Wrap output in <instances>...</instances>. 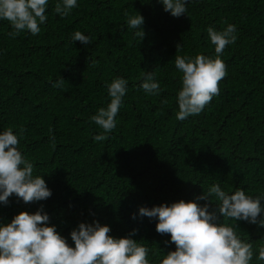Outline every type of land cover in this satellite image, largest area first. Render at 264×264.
I'll return each mask as SVG.
<instances>
[{
    "label": "trees",
    "instance_id": "16d2710c",
    "mask_svg": "<svg viewBox=\"0 0 264 264\" xmlns=\"http://www.w3.org/2000/svg\"><path fill=\"white\" fill-rule=\"evenodd\" d=\"M55 3L49 0L47 21L35 36L13 38L8 21H0V131L24 130L19 148L52 192L28 204L10 196L0 205V221L43 207L70 245L80 222L108 225L117 238L136 229L133 238L159 264L175 246L155 231L154 218H131L140 206L187 202L214 183L229 193L264 192V0H190L180 17L158 0H78L64 18ZM125 13L144 17L142 40ZM227 24L236 26L237 40L221 56L227 75L220 94L200 114L177 120L182 74L175 56L215 57L206 29ZM76 31L92 43L72 42ZM147 72L155 74L159 96L140 88ZM60 77L62 87L54 88ZM115 77L128 81L117 125L94 142L101 129L90 117L110 102L105 85ZM215 208L209 204V211ZM236 231L253 245L251 264H264L255 257L264 228L237 221Z\"/></svg>",
    "mask_w": 264,
    "mask_h": 264
},
{
    "label": "clouds",
    "instance_id": "9594fccd",
    "mask_svg": "<svg viewBox=\"0 0 264 264\" xmlns=\"http://www.w3.org/2000/svg\"><path fill=\"white\" fill-rule=\"evenodd\" d=\"M189 2L158 0L163 10L173 17L187 15L186 4ZM48 5L49 0H0V21H8L13 29L9 35L13 38L21 32L35 36L41 31L40 25L47 21ZM77 6L78 0H56L54 11L64 18ZM125 16L128 28L135 30V35L142 40L144 17L139 13H125ZM206 32L214 46L215 57L202 54L175 56V68L182 74L175 97L179 121L200 114L213 97L220 94L219 82L227 75L221 56L227 46L236 42L237 28L227 24L220 31L208 27ZM71 40L82 45L92 43L91 37L80 31L74 32ZM63 83L60 77L52 86L62 87ZM127 85L128 81L123 77L106 82L110 102L90 117L101 129L93 137L94 142L106 140L107 134L116 127V116L123 105ZM140 88L148 96H159L162 91L153 72L144 74ZM23 131L21 128L14 132L11 127L0 131V205H8L12 195L25 204L44 201L52 195L43 177L33 175V163L19 148ZM52 139L54 141V137ZM262 201L264 192L253 196L237 188L229 193L214 183L187 202L181 199L151 208L140 206L131 218H154L157 221L155 231L170 236L166 243L174 244L175 250L163 255L159 264H251L253 245L241 239L236 231L237 221L264 228ZM210 203L216 205L212 211H209ZM230 220L236 222L235 227L228 223ZM49 221L43 207L34 213L21 211L10 222L0 221V264H152L151 249L133 238L136 229L117 238L109 234L108 225L96 220L80 222L69 233L70 245ZM255 257L264 262V246L258 248Z\"/></svg>",
    "mask_w": 264,
    "mask_h": 264
}]
</instances>
